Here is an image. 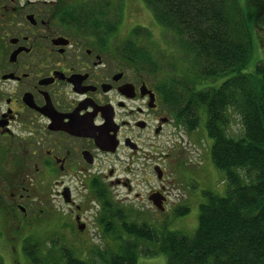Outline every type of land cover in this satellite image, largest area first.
I'll return each instance as SVG.
<instances>
[{"label":"flooded vegetation","instance_id":"flooded-vegetation-1","mask_svg":"<svg viewBox=\"0 0 264 264\" xmlns=\"http://www.w3.org/2000/svg\"><path fill=\"white\" fill-rule=\"evenodd\" d=\"M115 2L0 0V225L13 252H28L31 225L130 224L131 198L155 215L145 225L205 203L207 114L128 59L105 20ZM162 137L174 146L161 158Z\"/></svg>","mask_w":264,"mask_h":264},{"label":"trees","instance_id":"trees-1","mask_svg":"<svg viewBox=\"0 0 264 264\" xmlns=\"http://www.w3.org/2000/svg\"><path fill=\"white\" fill-rule=\"evenodd\" d=\"M144 2L188 54L191 69L174 81L175 103L206 112L211 159L225 173L227 191L205 194L193 236L159 233L145 224L107 225L117 237L123 230L133 239L118 253H101L97 264H138L136 239L154 243L155 254H165L167 264H264V57L248 70L256 45L264 48V0ZM132 51L130 60L152 62L146 51ZM234 114L240 135L231 131ZM30 256L38 264H57L39 261L31 251ZM64 264L89 263L68 252Z\"/></svg>","mask_w":264,"mask_h":264},{"label":"rangeland","instance_id":"rangeland-1","mask_svg":"<svg viewBox=\"0 0 264 264\" xmlns=\"http://www.w3.org/2000/svg\"><path fill=\"white\" fill-rule=\"evenodd\" d=\"M105 20L109 30L116 37V43L125 50L128 59L132 55L133 48H139L147 52L152 62L143 61L138 57L131 61L141 62L145 71L155 69L165 88H174V81L179 80L180 75L191 69L190 59L185 48L180 44V37L156 21L152 10L144 0H126V3L123 4L112 3L109 16H106ZM263 57L264 48H261L258 43L248 70L254 69L256 58L262 59ZM191 61L193 65L194 59ZM231 131L234 135H240L242 131L239 117L236 114L232 118ZM204 137L203 135L200 137L201 143H199L200 151L208 167L204 174L203 187L205 192L213 191L224 195L227 191L225 173L216 169L213 165L211 159L213 141L206 131H204ZM173 146L174 144L167 137H162L158 146V157L162 158L164 154L173 149ZM176 175L186 186L188 178L184 176L182 165L177 167ZM122 194L125 193L122 192ZM178 195L181 196V192L175 190L174 199L178 200ZM117 198L121 199L123 197L120 194ZM206 199L207 197L204 196L205 201ZM129 205L135 207L133 208L134 211L128 212V215L131 216L128 220L130 224H138L140 220L146 218H156L153 214L140 213L142 208H146V203L134 202V199L131 198L129 199ZM199 215V208H194L186 213L176 212L172 214L170 225L150 226L159 233L180 232L193 236L199 227ZM7 229V225H0V258L3 264H38L33 261L32 256L29 254L30 251L34 252V257L40 259L39 261L48 260L49 262L54 261L57 264H64L65 254L69 252L89 264H97L101 262L100 257H98L101 253H105L107 256L118 253L121 244L133 239L123 230L121 238L117 237L118 233L109 230L107 225H89L88 230L85 232H81L77 225H31L27 227L23 234L28 239V252L25 250L26 244L21 242L15 244L17 251L13 252V246L9 240L10 233ZM136 241L140 250L138 264H167L165 254H155L154 243L142 239H136ZM40 264L44 263L40 262Z\"/></svg>","mask_w":264,"mask_h":264},{"label":"water","instance_id":"water-1","mask_svg":"<svg viewBox=\"0 0 264 264\" xmlns=\"http://www.w3.org/2000/svg\"><path fill=\"white\" fill-rule=\"evenodd\" d=\"M160 178H161V176H160ZM79 229H80L81 231H83V230L85 229V225H80V226H79Z\"/></svg>","mask_w":264,"mask_h":264}]
</instances>
